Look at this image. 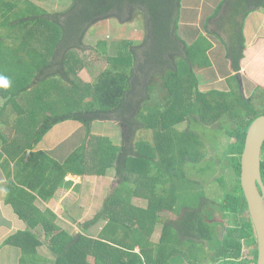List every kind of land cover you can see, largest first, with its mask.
<instances>
[{"label": "trees", "instance_id": "trees-1", "mask_svg": "<svg viewBox=\"0 0 264 264\" xmlns=\"http://www.w3.org/2000/svg\"><path fill=\"white\" fill-rule=\"evenodd\" d=\"M181 2L182 0H72L67 9L50 14L29 0H0V77L6 78L18 89L16 92L9 91L12 92L10 103L19 110V114L25 115L26 111L20 109L16 101L21 93L28 90L21 83L23 78L27 76V79L34 80L40 75L39 81H47L51 76L52 79H57L62 74L68 82L64 91L68 89V94L75 96L63 100L68 102V107L73 108L79 107L81 101L86 109V112H69L63 116L48 117L38 125L33 141L27 147L30 153L24 148L13 154L8 153V148L0 152V165L9 178L4 185V203L14 209L21 221L27 224L38 222L45 238L52 243V251H56L57 245L62 247L59 257L52 264H172L174 258L181 256V241L196 243L199 235L202 238L199 241L211 240L213 228L208 225L210 220L207 215L213 206L206 200L203 190L196 192L198 183L188 178L185 169L188 163L196 165L206 159V143L191 128L179 131L174 126H167L163 123L167 118L186 123L195 121L207 126L219 124L222 120L227 121V125L230 122L233 124L234 128L227 133L228 139L232 140L227 146V165L224 167L230 169L233 177L230 187L226 188L227 185L223 184L224 194L218 202L222 220L215 214L214 220L210 221L215 222L216 230L222 228L218 238L220 243L212 252L215 261L211 264H257L255 230L241 186V156L249 127L255 119L264 115L254 104L255 93L264 88V75L256 83L253 82L255 88L249 92L244 85L243 72L247 53L245 22L253 12H264V0H222L211 16L212 24H207L205 28L209 35L215 36L225 46L227 60L234 75L228 79L229 91L214 89L208 92L201 91L195 71L212 66L209 51L214 45L204 35L191 45L180 37ZM112 19L120 23L144 19L146 39L132 44L128 54L115 59L95 79L93 93L84 95V88L79 87L77 82V67L82 64H78V58L71 55L87 49L84 40L95 24ZM41 22L54 29L56 42L52 49L42 50L29 41V35ZM6 26L12 29L24 26L23 34L1 36L5 34L1 30ZM225 34L227 38L224 37ZM263 41L259 39L258 44ZM98 46L100 48H95V51L99 55L110 54L108 41H101ZM121 55L123 54L120 53L119 56ZM180 61L188 65L187 71L193 78L194 89L191 96L190 92H183L180 86L183 73ZM26 69L29 71L28 75ZM157 88L161 91V101L152 97ZM176 104L181 106L178 113ZM102 115L106 117L105 120L108 116L112 120L119 119V116L124 118L125 146L122 149L114 147L110 140L92 135L90 141H85L64 162L36 149L55 125L72 121L90 127L92 122L102 119ZM138 130L153 132L159 159L156 163L170 180L169 190L164 187L167 195L160 198L158 211L178 215L176 220L165 224L158 244L150 241V235L144 229L133 227L132 220L124 218L119 212L111 213L115 205L129 203L134 191L145 189L144 175L140 178L137 173H144L146 176L149 161L145 154H135L132 144ZM5 142L8 143L9 140L5 138ZM94 145L96 152L91 148ZM98 152L102 154L100 159L95 156ZM102 159L103 164L107 161L105 169ZM10 162H14L12 170L9 169ZM131 162L134 164L132 170L137 172L135 174L138 178L135 186L130 188L126 187V182L130 179L126 168ZM112 166L116 167L117 175L127 191L121 194L119 189L114 191L104 202L102 212L84 224L85 229H89L101 220L106 221L96 239L85 240L79 235H69L57 225L55 213L51 210L43 212L36 206L38 199L48 202L60 188L69 187L71 182L66 180L69 175H90L98 172V169L104 173ZM262 176L264 181V159ZM220 181L224 182V179ZM235 217L240 219L238 224L232 222ZM226 220L229 226L224 225ZM124 223L131 224V227ZM171 228H174L173 235L169 234ZM5 243L20 249L21 264H50L49 260L43 258L32 260L38 258V249L44 245L32 231H18L8 237ZM251 250H254V257L248 258L246 253ZM190 251L192 263L200 264L199 259L202 257L199 253L205 250L197 244ZM206 252L210 258L211 251L207 249ZM183 255L187 257L185 253Z\"/></svg>", "mask_w": 264, "mask_h": 264}, {"label": "rangeland", "instance_id": "rangeland-1", "mask_svg": "<svg viewBox=\"0 0 264 264\" xmlns=\"http://www.w3.org/2000/svg\"><path fill=\"white\" fill-rule=\"evenodd\" d=\"M35 4L43 7V11L45 10L47 13L54 14L60 11H63L67 9L72 0H33ZM60 3V4H59ZM40 7V8H41ZM180 25V24H179ZM103 27H111L110 29H102ZM24 26H19L17 28L12 29L11 27L6 26L1 31L5 32L4 35L14 34V36L23 34ZM94 32V33H93ZM55 32L53 27L51 25L46 24L45 22H41L38 24V26L35 28L33 32L29 35V41H31L32 45L34 47H40L43 49H52L53 43L56 42L55 39ZM224 34V33H221ZM147 31L145 29V23L143 20H135L133 22H123L120 23L118 20H109L103 23L95 24L94 27L90 30L89 34L85 38V45L88 48V51H78L76 54L71 55L72 57L78 58V64H82V66L77 67V77H82L81 80H77L79 87L84 88V95H90L93 93V84L94 79L98 77L100 72L105 70L107 67H109L115 59L118 57L121 58L128 54L129 48L132 44H137L138 42H142L146 39ZM225 38H227L226 34L224 35ZM246 37V36H245ZM108 41L110 45V54L108 56H102L99 55L97 51H95V48L99 47L98 43L101 41ZM247 42V39H246ZM264 43V42H263ZM19 44V43H18ZM248 44V43H247ZM250 46L247 45V53H246V59L244 62L245 70H246V78H243L244 85L246 89L249 87H252V83L257 80L262 79L264 75V54L260 55L261 53L257 54L256 49L254 48L251 43L249 42ZM12 45V44H11ZM18 46V45H17ZM100 48V47H99ZM122 53L123 55L119 56V54ZM260 55V56H259ZM80 61V62H79ZM228 61V60H227ZM88 62V63H87ZM91 65L92 67V73L87 72V69L85 68V65ZM227 65V63H226ZM187 64L180 61V69H182V82L181 87L183 88V92L188 94L190 92V95L193 93V78L191 75H189L187 71ZM224 68V65L222 66ZM32 70V69H29ZM55 70V69H54ZM53 70V71H54ZM198 71H195V73L198 75ZM21 72V71H20ZM26 75L29 74L28 69H26ZM25 72L23 73V76L25 75ZM19 73V72H17ZM53 73V72H51ZM21 76V75H18ZM59 77L52 79V76L47 79V81H42L40 79V75L38 78H35L34 80H30L26 78H23V81L21 82L24 86V89H28L24 93H21L20 96L17 98V103L20 108H24L26 106V103L28 101L29 105L32 107L33 103H36L39 105V103L42 105V114L41 116L35 120L29 129V133L31 134L29 138H33L38 125H41L42 122H44L48 117H58L63 116L65 114H68L69 112H86V109L84 106H82V102L80 101V98L77 97V99L80 101L79 107L73 108L72 106L68 107V102L63 100L65 99H72L75 98V96H70L68 94V89L64 91L66 88L68 82L65 79L64 75L59 74ZM206 77H209V74H205ZM36 79L38 82H36ZM247 79V81H246ZM229 82V81H228ZM184 83V85H183ZM14 86V85H13ZM161 88V87H160ZM202 90H208L211 89L210 82L204 81L202 83ZM188 89V90H187ZM18 89H16V86H14V92H16ZM264 90V88H263ZM261 90V92H256L254 95V104L257 106V108L260 110V112H264V91ZM27 92V93H26ZM65 94V95H64ZM55 97V98H54ZM62 97V98H61ZM153 99L160 100L162 98L161 91L159 88L154 90L153 93ZM53 98V100H52ZM161 101V100H160ZM70 103V102H69ZM156 103V102H154ZM73 104V103H70ZM71 107V108H70ZM175 107L176 113L180 112L181 106L179 104H176ZM174 107V108H175ZM12 111H15V106L11 104ZM170 109V108H169ZM16 112V111H15ZM18 115V114H17ZM105 115V114H104ZM102 115L101 118H106ZM110 115V114H109ZM108 116V115H107ZM112 117L108 116L106 120H112L110 119ZM102 120V119H100ZM96 122V121H95ZM94 122L91 123V128L87 127L85 128L83 124H78L76 122L67 121L63 123H59L55 125L52 130H50L47 134L50 135V139L56 140L58 138V142H63V144L58 143V146L60 149L63 150L67 155L71 154L73 150H76L81 144H83L85 141H90L89 138H91V135L93 136L94 132L100 134L102 133V136L106 140H110L112 145L116 148H123L125 146V141L122 135V129L120 127L114 125V123L109 122H96L93 125ZM116 123V122H115ZM163 123L167 126H174L179 131H184L186 128H191L192 131L198 133L202 136L204 142L206 143V150H207V157L206 159L199 164H192L188 163L185 166L188 178L192 181H195L196 183V192L198 191H204L205 192V198L208 200V203H211L213 207L209 209V213L207 215L208 220L213 221L214 216L216 214V217L219 220H222V214L218 210L219 208V201L223 197V188L225 185L226 188L230 187L231 181H232V172L229 168H224L226 163V151L227 146L229 145V142L232 139H228V130L233 129V124L230 122L227 125V121L222 120L219 124L213 125V126H207L200 122L196 123L195 121L191 123L188 122H180L179 120H175L172 118H167ZM79 125H83L84 128H80L77 131V135H69V137H66L71 130L75 127L78 128ZM166 126V127H167ZM74 128V129H75ZM165 128V127H164ZM124 130V129H123ZM4 137V136H3ZM93 137H99V136H93ZM7 139V137H5ZM49 140H47L48 143ZM133 144V150L135 154H145V156L148 159V165L146 171V176L144 175L143 182L145 183V189L139 190L141 193V196L146 199L144 200L145 208L143 210H140L139 205H135L133 201L131 203H126L127 206L124 207L123 211L121 210V214L124 218L133 220L134 216L130 214H136L138 218H136V221H132L133 227L137 229H144L147 233L150 235V241L153 244L158 243L159 236L162 234V230L166 223L173 222L177 219L176 214L171 212H161L159 213L158 207L160 205V198L163 196H166L167 193H165L164 187L168 188L169 190V178L161 171V168L159 164L156 163V161H159L158 155L155 150L154 141H153V132L148 130H140V132H137L135 137L132 140ZM234 141V140H233ZM92 142V141H91ZM93 143V142H92ZM94 144V143H93ZM131 144V145H132ZM92 150L96 152L95 145L91 147ZM108 148V147H106ZM29 153V151H28ZM64 155V154H63ZM101 153L95 154L99 159L101 157ZM151 157V159H150ZM65 158V155H64ZM139 160L138 158H135ZM137 162V161H133ZM107 161L103 164L102 159V165L104 166V169L106 167ZM138 165H141V163H138ZM134 164L132 162L127 166L126 173H130L133 169ZM140 170L141 168L138 167ZM98 172H94L93 174H90L92 179H90L93 182H90V188L92 191L95 192L96 195H87L84 194L83 202L86 204H90V211L91 214L87 215L84 214V211H80L75 213V215L78 217L79 221L77 223H72L71 225L65 221L67 219L66 216H64V221L61 220V225L67 229V233L71 236H82L85 238V240H91L96 239L99 236V233L101 229L105 225V220L99 221L97 224L92 226L90 229H85L84 224L89 221L93 220L97 213H101L104 208V202L108 198L109 194V185L106 183L108 180L107 171L104 173L100 172L99 169ZM144 172V171H143ZM102 173V174H101ZM97 175V177H96ZM103 175V176H102ZM106 176V177H105ZM130 177L129 175H127ZM104 178V179H103ZM96 179V180H94ZM116 178H112V183H115ZM220 179H224V182H221ZM80 181V178H78ZM104 180V181H103ZM223 184H225L223 186ZM120 186V185H119ZM118 186L119 193H123L124 191H127L126 187ZM106 189V190H105ZM86 193V190L85 192ZM214 202V205H213ZM134 203V204H133ZM143 204V202L141 201ZM141 204V205H142ZM93 205V207H92ZM124 204H121V207ZM86 206H88L86 204ZM96 213L95 215H92ZM117 213V211L115 212ZM114 213V214H115ZM227 219V218H225ZM91 220V221H92ZM147 220V222H146ZM228 220V219H227ZM227 220L225 222V226L227 225ZM239 218L235 217L233 218V223L238 224ZM124 221V220H123ZM209 222V226L213 228L212 233L213 235L211 240L208 242L205 241H199L201 236L199 235V239L196 242L198 246L205 252L199 253L202 257V259H199L201 262L200 264H211L215 261L213 259L212 252L214 251L215 247L220 243V238L222 228H214L215 222ZM146 222V223H145ZM126 226H130L128 223H124ZM131 227V226H130ZM42 236H44V233L41 232ZM171 235L174 234V228H171V232L169 233ZM188 236L186 235L185 238ZM42 239V238H41ZM206 239V238H203ZM189 240H183L182 248L179 250L181 256H177L172 260V264H193L190 260L191 257V249L195 245L197 247L196 243H193ZM44 246L40 248V255L44 258L51 259V262H54L60 255V251L62 250V247L59 245L56 246V251H52L50 240L44 241ZM179 248V247H178ZM210 250V258L209 254L206 250ZM138 251V249H137ZM187 255V257H184V254ZM248 258L254 257V250L248 251L246 253ZM40 257L32 258V260L35 261V259H39ZM37 262V261H36Z\"/></svg>", "mask_w": 264, "mask_h": 264}, {"label": "crops", "instance_id": "crops-1", "mask_svg": "<svg viewBox=\"0 0 264 264\" xmlns=\"http://www.w3.org/2000/svg\"><path fill=\"white\" fill-rule=\"evenodd\" d=\"M29 1L35 4L33 0H29ZM221 2L222 0H182L181 2L180 21H179L180 37L187 44L191 45L200 36L204 35L214 45V47L209 51V57L212 62V66L210 68H207L205 70H200L198 72V78L200 81L199 85L201 91L203 92H208L214 89L221 91H229L230 85L228 84V79L234 75L231 71L230 63L229 61H227V53L225 46L215 36L209 35L205 28L207 24L209 25L212 24L211 22L212 19L210 20V18L211 16L214 15V13L217 10V7L220 5ZM35 5L41 7L37 4ZM245 36L247 39L246 44L248 43L247 44L248 47L250 46L249 44L250 42L254 48H257L256 49L257 54L259 53H261L260 55L264 54V43H263L264 41L258 44L259 39L264 40L263 11H255L248 17V19L245 22ZM84 51H88V48L85 49ZM223 65L224 68H222ZM85 68L87 69V72L90 75V73H92L93 70L91 65L89 64L85 65ZM246 73L247 72L244 69L243 75L244 74L246 75ZM205 74H209V77H206ZM81 78L82 77L78 76L79 80H81ZM244 78H246V76H244ZM204 81L210 82L211 89L209 88L208 90L206 89L202 90L201 87ZM253 84L254 83H252L251 88L250 87L248 88L249 92H251L255 88ZM4 88H7L9 90L5 91L3 90ZM13 89H14L13 84H10L9 82L7 86H5L4 84H0V152H2L5 148H8L9 151L8 153L13 154V153H17L18 151L24 148L30 153V150L29 148L27 149V147L29 146L30 143H32L33 138H29V136L31 135L29 133V129L31 127V124L35 120L39 119L38 116L39 117L41 116L42 105L40 103L39 105L33 103L31 107L27 101L26 106L24 108L19 107L20 109L26 111L25 115L19 114V110H17L16 108H15L16 112L12 111L11 103L9 99H10V94L13 92ZM23 93L25 95V92ZM117 114L118 113H116V115ZM97 121L102 123L105 122H109L112 124L114 123V125L122 129V135H123L124 118L122 116H119V119L114 118L113 120H105L102 118V120H97ZM96 122L94 121L92 126H94ZM84 127L87 128L86 126ZM84 127L83 125H79L78 128L74 127L75 129L73 128L66 137H69V135L72 136L77 135V131L80 128H84ZM137 132H140V130H138ZM93 134H94L93 136H99V137L102 136V133L98 134L97 132L96 133L94 132ZM5 137H7V139L9 140L8 143L5 142ZM47 140H49L48 143ZM58 143L63 144V142H58V138L56 140H53L52 138L50 139V135L46 134V136L43 138V140L40 142V144L37 146L36 149L43 150L44 152L48 153L50 156H52L54 159H56L59 162H64L69 157L70 154L67 155L65 152H63V150L60 149V147L58 146ZM63 154L65 155V158ZM4 158H7V156H5ZM10 163L11 164L9 169L12 170L14 166V162H10ZM106 171L108 172L106 175L108 177L106 183L109 185V194H108V198H109L110 195L118 189L119 185H120L119 187L122 186L123 181L117 175V169L115 166L108 168ZM135 173L137 172L131 170V172L129 173L130 179L127 177L128 181L126 182V186H129L130 188L135 186L138 176L140 178L143 176L139 173H137L138 174L137 176V174ZM91 177H92L91 175H85V176L69 175L66 178L67 181L71 182V185L69 187L60 188L55 194L54 198L48 202H43L42 200L38 199L36 202V206L38 207V209H40L43 212H45L46 210H51L53 213H55L57 215V220H56L57 225L62 230L67 232V229L61 225V220L64 221V216L67 217L65 221L71 225L73 222L77 223L79 221L75 213L84 211V214L87 215L91 214L90 204L86 202V204L88 205L86 206V204H84L83 202L84 194H87L89 196L96 195L95 192L92 191L90 188V182H93L90 180L92 179ZM113 177L116 178V180L114 179L115 183H112ZM78 178H80V181L78 180ZM8 180L9 178L7 177L6 173L3 171L0 165V264H21L22 252L20 251V249L11 245H7L5 243L8 237L17 233L18 231L29 230L36 233L40 237V239L42 238L41 241H43V243L45 240L48 239L45 238V235L42 236L41 232H43V230L41 225L38 224V222L33 221L27 224L21 221L15 214L14 209L10 205H6L4 203L3 200L4 190H5L4 185ZM85 190L86 193H84ZM142 193L138 190L136 192L134 191V193L130 195V203L131 201L134 200L133 202L135 203L136 206L139 205L140 210H143L146 206L144 203V200L146 201V199L141 196ZM141 201L143 202V204L141 203ZM125 206L127 205H123L121 207V205L117 204L112 208L113 212L111 213H115L116 211L121 213V210L123 211ZM95 214L96 213L92 215ZM130 215L134 216V219L132 221H136L137 220L136 218L140 220L136 214L133 213ZM129 225L131 226V224ZM160 239L161 236H159V241ZM40 248L38 249V253H39L38 257L50 261L51 259L44 258L40 255ZM50 264H52L51 261Z\"/></svg>", "mask_w": 264, "mask_h": 264}, {"label": "water", "instance_id": "water-1", "mask_svg": "<svg viewBox=\"0 0 264 264\" xmlns=\"http://www.w3.org/2000/svg\"><path fill=\"white\" fill-rule=\"evenodd\" d=\"M242 84V82L240 81ZM264 147V115L249 127L241 156V186L257 241V264H264V181L262 151Z\"/></svg>", "mask_w": 264, "mask_h": 264}, {"label": "clouds", "instance_id": "clouds-1", "mask_svg": "<svg viewBox=\"0 0 264 264\" xmlns=\"http://www.w3.org/2000/svg\"><path fill=\"white\" fill-rule=\"evenodd\" d=\"M0 84H4L5 86H7V84H8L7 79L4 77H0Z\"/></svg>", "mask_w": 264, "mask_h": 264}, {"label": "flooded vegetation", "instance_id": "flooded-vegetation-1", "mask_svg": "<svg viewBox=\"0 0 264 264\" xmlns=\"http://www.w3.org/2000/svg\"><path fill=\"white\" fill-rule=\"evenodd\" d=\"M264 159V155H262V160Z\"/></svg>", "mask_w": 264, "mask_h": 264}]
</instances>
